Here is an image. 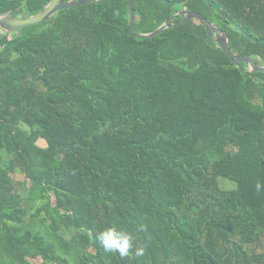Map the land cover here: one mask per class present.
Here are the masks:
<instances>
[{"label":"trees","instance_id":"trees-1","mask_svg":"<svg viewBox=\"0 0 264 264\" xmlns=\"http://www.w3.org/2000/svg\"><path fill=\"white\" fill-rule=\"evenodd\" d=\"M134 8L137 33L198 11L264 65V0ZM129 20V0H100L0 32V264H264V72L198 20L154 37ZM106 227L132 234L128 256L104 251Z\"/></svg>","mask_w":264,"mask_h":264},{"label":"water","instance_id":"water-1","mask_svg":"<svg viewBox=\"0 0 264 264\" xmlns=\"http://www.w3.org/2000/svg\"><path fill=\"white\" fill-rule=\"evenodd\" d=\"M98 1L100 0H76L69 2L68 1L64 2L62 0H51L50 3L42 11L27 18L16 16L13 13H0V32L14 33L25 27L43 23L51 19L56 13H58L63 9L75 7V6H83ZM134 4H135V0H129V10H130L129 32L135 37H154L168 28L180 26L192 19H195L205 24V26L208 29V33L210 35H213L214 40L217 42L218 46L229 56V58L235 64H237L239 67H242V63H247L249 67V71L264 72V65H258L257 63H255L250 54L239 55L233 52L230 47L229 38L226 31H224L217 24L211 22L204 14L198 11L184 9L178 12L177 14L170 16L165 21L164 24H162L159 28H157L153 32L150 33L135 32ZM178 16L181 17V20L179 22H173V20Z\"/></svg>","mask_w":264,"mask_h":264},{"label":"clouds","instance_id":"clouds-1","mask_svg":"<svg viewBox=\"0 0 264 264\" xmlns=\"http://www.w3.org/2000/svg\"><path fill=\"white\" fill-rule=\"evenodd\" d=\"M255 188L257 192L264 190V183L257 181ZM97 240L104 251L118 253L121 258L128 256L130 249L134 247L132 234L124 230H117L115 227L102 229L97 235ZM135 254L143 256L144 248L135 249Z\"/></svg>","mask_w":264,"mask_h":264},{"label":"rangeland","instance_id":"rangeland-1","mask_svg":"<svg viewBox=\"0 0 264 264\" xmlns=\"http://www.w3.org/2000/svg\"><path fill=\"white\" fill-rule=\"evenodd\" d=\"M20 16V15H19ZM40 144H45L44 142H40ZM19 179H23V176L21 174H19L17 176ZM220 185L222 188H225V189H232L236 186V183L234 181H231V180H226L224 178H220ZM40 225H42L41 223H39ZM43 226V225H42ZM262 249H264V240H263V246H262ZM31 262L33 264H40L42 262V259L41 258H35V259H31Z\"/></svg>","mask_w":264,"mask_h":264}]
</instances>
